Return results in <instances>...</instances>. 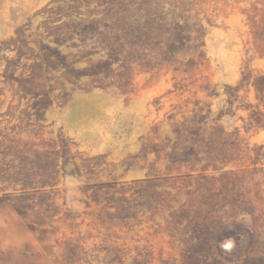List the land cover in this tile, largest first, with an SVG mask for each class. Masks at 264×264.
<instances>
[{
    "label": "rangeland",
    "instance_id": "374dc122",
    "mask_svg": "<svg viewBox=\"0 0 264 264\" xmlns=\"http://www.w3.org/2000/svg\"><path fill=\"white\" fill-rule=\"evenodd\" d=\"M7 1L0 264H264V0Z\"/></svg>",
    "mask_w": 264,
    "mask_h": 264
},
{
    "label": "clouds",
    "instance_id": "9594fccd",
    "mask_svg": "<svg viewBox=\"0 0 264 264\" xmlns=\"http://www.w3.org/2000/svg\"><path fill=\"white\" fill-rule=\"evenodd\" d=\"M33 237L26 229L15 225L10 230L5 228L0 232V251L12 253L13 255L22 251L25 245L32 243Z\"/></svg>",
    "mask_w": 264,
    "mask_h": 264
},
{
    "label": "crops",
    "instance_id": "0c3cea01",
    "mask_svg": "<svg viewBox=\"0 0 264 264\" xmlns=\"http://www.w3.org/2000/svg\"><path fill=\"white\" fill-rule=\"evenodd\" d=\"M29 1V0H26ZM6 10L11 9H23L24 2L23 0H8L6 2ZM6 16L0 20V39L10 38L14 35V30L16 29V21L14 18L9 16V13L5 14ZM11 30V31H10Z\"/></svg>",
    "mask_w": 264,
    "mask_h": 264
}]
</instances>
